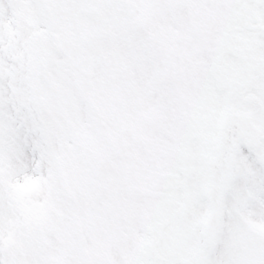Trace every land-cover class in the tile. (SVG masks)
Wrapping results in <instances>:
<instances>
[{
    "label": "snow or ice",
    "instance_id": "1",
    "mask_svg": "<svg viewBox=\"0 0 264 264\" xmlns=\"http://www.w3.org/2000/svg\"><path fill=\"white\" fill-rule=\"evenodd\" d=\"M0 264H264V0H0Z\"/></svg>",
    "mask_w": 264,
    "mask_h": 264
}]
</instances>
